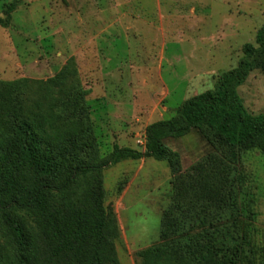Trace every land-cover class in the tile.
Instances as JSON below:
<instances>
[{
	"label": "rangeland",
	"instance_id": "rangeland-1",
	"mask_svg": "<svg viewBox=\"0 0 264 264\" xmlns=\"http://www.w3.org/2000/svg\"><path fill=\"white\" fill-rule=\"evenodd\" d=\"M13 1L0 0V18ZM263 23L264 0H24L10 27H0V81H46L68 65L67 87L85 92L100 157L114 145L144 151L146 127L212 90ZM40 92L33 88L27 106ZM237 92L248 114H264V72H251ZM164 144L179 154L182 175L214 151L197 130ZM236 171L239 203L254 214L253 264H264V157L242 153ZM102 175L118 262L139 264L137 254L159 242L173 176L153 159L124 161ZM6 243L0 227L5 260Z\"/></svg>",
	"mask_w": 264,
	"mask_h": 264
},
{
	"label": "trees",
	"instance_id": "trees-1",
	"mask_svg": "<svg viewBox=\"0 0 264 264\" xmlns=\"http://www.w3.org/2000/svg\"><path fill=\"white\" fill-rule=\"evenodd\" d=\"M23 1L5 7L1 28ZM242 54L212 90L147 126L144 151L114 145L103 158L85 92L67 87L68 65L46 81H0V227L11 250L5 260L0 246V264H119L102 173L145 159L166 162L173 181L159 242L137 254L139 264H253L254 214L239 203L236 165L245 152L264 157V114H248L237 90L264 72V23ZM35 86L41 92L27 106ZM192 130L214 151L182 175L179 154L164 142Z\"/></svg>",
	"mask_w": 264,
	"mask_h": 264
}]
</instances>
